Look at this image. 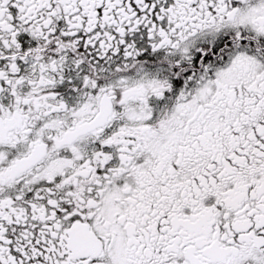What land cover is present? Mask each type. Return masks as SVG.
<instances>
[{
    "label": "snow or ice",
    "instance_id": "6c2138e0",
    "mask_svg": "<svg viewBox=\"0 0 264 264\" xmlns=\"http://www.w3.org/2000/svg\"><path fill=\"white\" fill-rule=\"evenodd\" d=\"M0 264H264V0H0Z\"/></svg>",
    "mask_w": 264,
    "mask_h": 264
}]
</instances>
